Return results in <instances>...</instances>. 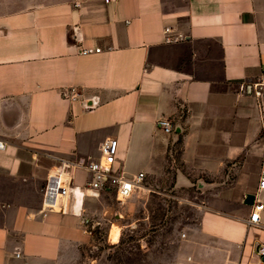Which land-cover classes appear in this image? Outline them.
<instances>
[{
  "label": "crops",
  "instance_id": "obj_1",
  "mask_svg": "<svg viewBox=\"0 0 264 264\" xmlns=\"http://www.w3.org/2000/svg\"><path fill=\"white\" fill-rule=\"evenodd\" d=\"M260 79L264 0H0V264H68L90 244L103 191L75 165L106 139L116 174L151 182L179 145L193 174L174 187L202 190L166 264H264V208L249 223L264 95L241 91ZM58 173L69 194L45 211Z\"/></svg>",
  "mask_w": 264,
  "mask_h": 264
},
{
  "label": "rangeland",
  "instance_id": "obj_2",
  "mask_svg": "<svg viewBox=\"0 0 264 264\" xmlns=\"http://www.w3.org/2000/svg\"><path fill=\"white\" fill-rule=\"evenodd\" d=\"M176 145L167 155L162 171L144 186L152 192L138 191L117 200L112 191H103L95 212L88 218L89 245L68 264H166L186 227L197 223L198 215L190 203L199 205V187L177 189V173L192 178L179 160ZM150 181V182H149ZM214 191L217 187L213 188ZM193 205V204H192Z\"/></svg>",
  "mask_w": 264,
  "mask_h": 264
},
{
  "label": "built area",
  "instance_id": "obj_3",
  "mask_svg": "<svg viewBox=\"0 0 264 264\" xmlns=\"http://www.w3.org/2000/svg\"><path fill=\"white\" fill-rule=\"evenodd\" d=\"M111 0H104L108 3ZM168 30H166L167 32ZM100 49H85L82 50V55L98 54ZM241 91L247 94L260 98L264 95V79L256 82L242 85ZM157 127L163 133L172 134L174 128L168 119L162 118L157 121ZM5 150V143L0 141V151ZM117 156V140L106 139L99 147V158L97 160L79 159L75 166L84 168L90 179L87 183V188L93 191H112L117 200H125L138 191L152 192L150 188L144 186L145 174L138 173L132 177H125L116 174L113 171V166ZM264 191V166L260 169L258 180V191ZM69 191L64 184L61 174H52L46 180L43 189V208L45 211L53 210L58 201L67 197ZM264 204L256 201L252 207L249 223L257 224L260 217V212L263 210ZM259 257L264 256V246H259L257 250Z\"/></svg>",
  "mask_w": 264,
  "mask_h": 264
}]
</instances>
